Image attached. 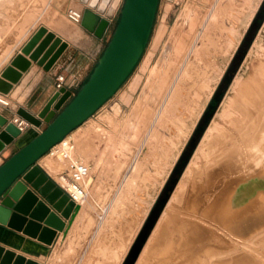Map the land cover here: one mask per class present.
<instances>
[{
  "label": "rangeland",
  "instance_id": "rangeland-1",
  "mask_svg": "<svg viewBox=\"0 0 264 264\" xmlns=\"http://www.w3.org/2000/svg\"><path fill=\"white\" fill-rule=\"evenodd\" d=\"M243 2L245 0H159L148 43L131 75L118 91L87 122L69 134L67 142L70 146L71 158L73 161L86 164L90 169L89 179L88 181L86 180L88 200L84 204L85 210L91 214L89 222L95 220V223L98 224L99 220L103 218L108 209L105 206L118 193L117 189L122 185L124 178L129 177L132 172L131 165L133 164H136V169L139 171L137 175V195L138 200H142L138 206L140 207L138 213L142 212L139 215L144 216L140 217L142 224L140 223L139 226L138 223H134L133 228L127 233L103 234L104 236H100L94 233L95 229H92L89 233L82 234L81 240L76 241L74 252L72 253L74 254L75 260L86 249L92 248V243L99 239L101 241L105 240L104 242H107L110 247L115 249L120 244L123 245L122 248L128 245L120 264H138V259H140L139 257L144 247L148 244L147 242L150 240V236L157 227L159 219L166 212L165 210L167 209V204L171 196H173L176 189L179 187L182 188L181 185H186V181H183V175L188 165L192 162L194 165V163L196 164V162L201 160L210 163V160L212 161L218 157L217 153L212 159L209 157V153L205 150L207 147L203 146V141H205L203 136L206 130L213 129V133L218 134L219 132L222 133L224 128L227 130L231 128L229 121L239 118L238 113L235 111L236 106L233 99L237 86L253 74L255 67L260 62L264 64V19L259 25V21L264 14V0H246L245 3ZM123 3L124 0H97L96 4L92 7L89 2H82L81 0H0V50L4 49L5 45L8 44L10 49H12L11 57L38 28L46 26L47 28L53 29V21L55 22V20L52 19V16L47 17L51 8L56 9L60 15L56 19L61 17L71 28L78 26L71 24L67 20L66 14L68 10H79L82 13L94 11L98 14L97 17L99 20L108 19L110 23L101 37L102 41L97 44L98 52L96 53L93 68L91 69L92 72L113 35ZM101 4H103L102 9H100ZM113 8V12L110 13V10ZM233 8L237 9L234 10ZM6 12L7 14H5ZM232 15L234 20L231 18ZM236 17H238L237 19L240 18V22L237 19L235 21ZM229 26L232 27V30H230ZM233 29H235L233 33L238 35H233ZM231 37L234 39H231ZM177 43L178 47L176 45ZM225 43L228 46H225ZM180 44L183 48L179 46ZM175 48H180V51ZM224 48H226V52ZM175 50L177 51L175 52ZM179 53L180 55H178ZM216 57L217 61H214ZM197 58L199 60L201 58L204 62L206 61V65ZM7 61H9V58ZM7 61L0 65V71L6 65ZM211 64L213 66H210ZM193 65L195 66L194 68ZM190 67H192L191 70L193 73ZM202 67L205 68L203 69ZM187 72L188 75H185ZM198 75H202L203 77ZM182 77L187 78L184 79ZM188 77L193 79H189ZM195 78L196 82L194 81ZM189 80H193V82ZM228 80H230L229 83ZM235 82L239 84L237 85ZM221 93H224L223 97L215 113L209 120L205 131L200 136L197 130L204 124L211 102L217 99ZM142 95L143 98L138 102L141 106L134 111L133 105ZM152 95L154 101L150 102V106L153 111L149 115L147 113L149 109L146 108L145 103L149 102L147 99ZM196 101H198L199 107L201 108L203 106V108L200 109L197 106L198 109L195 107L198 104ZM180 103L183 106H181L182 108L187 106L185 107L186 111L183 109L184 112L187 114L194 112L192 116L197 120L188 137L185 134L180 135V138L174 139V141L178 139L179 142H173L171 145L163 137V135L168 137L169 133L167 129L160 128L158 123L156 126L154 121H158L160 110H162L164 104L168 108L169 106L174 107H171V111L173 112L175 111L172 109H175V106H179V111L175 112V119H177L179 115H182L179 112L184 113L180 107ZM117 104L121 110L116 106ZM188 106L191 107V110ZM116 108L119 109L120 113H117ZM163 111L160 117L161 122L165 121V111ZM198 111L201 112L199 113ZM168 113L170 112L168 111ZM140 114L145 118L149 117L147 118L149 123L147 127H143L138 140H136L138 129H135L133 132L134 122ZM194 119L191 118L189 122H194ZM45 125L47 126V124ZM210 125L211 128L209 129ZM155 126L160 135L158 133L157 135L155 134L153 146L150 149L145 139L149 135V129L151 127L154 129L156 128ZM45 128L43 126L40 132ZM132 132L133 134L130 140L132 142L136 141L130 144L128 140ZM161 135L162 137H160ZM157 136L160 138H157ZM161 139L166 140L165 143ZM161 142L165 144V147L161 146L163 145ZM200 146L203 147L201 148ZM166 147H168L171 153L168 152ZM161 149L163 150L161 151ZM201 152L203 154L199 156ZM47 155L48 153L44 156L46 157L44 160L47 162L48 168L50 167L49 172L58 181L59 175L64 173L68 168V162ZM194 155L198 156L196 157ZM187 158V163L182 168ZM197 158L200 160L198 161ZM226 162L228 161L223 160L217 166L215 165L213 169L219 165H225ZM37 163L40 164V162ZM232 163L235 164L233 161ZM56 165L58 169H54L52 172L51 169ZM101 168L121 170L119 178L115 183L109 179L102 178V182L109 188V192H95L91 189V176ZM56 171L58 174H56ZM225 172H229V169L226 168ZM221 178L223 179L224 176ZM124 193L122 192V194ZM140 195L143 196L141 197ZM104 198H108L105 206L96 207L94 205L95 202L101 201ZM89 201L92 202L90 203L91 206H86ZM90 218L93 220L91 221ZM181 240L186 243V239L183 237ZM67 246V243H64L60 246V251H67ZM207 246H209L207 243L192 241L190 246L188 244L186 253L175 255V258L181 256L187 258V255H191V261L200 249ZM257 248L264 251L262 244L258 245ZM52 252V250L49 251V256L45 260V264L50 263L49 259L51 258ZM120 254L121 251L118 253V256H121ZM186 261L188 262V259ZM76 262H66L64 264H76ZM174 262L177 261L170 262V264ZM166 264H169V262Z\"/></svg>",
  "mask_w": 264,
  "mask_h": 264
},
{
  "label": "bare ground",
  "instance_id": "bare-ground-1",
  "mask_svg": "<svg viewBox=\"0 0 264 264\" xmlns=\"http://www.w3.org/2000/svg\"><path fill=\"white\" fill-rule=\"evenodd\" d=\"M81 1L89 2L90 6L92 7L97 2V0H81ZM102 8H103V4L100 5V9ZM236 9L237 8H235L234 10ZM235 13L237 12L235 11ZM227 15L229 14L227 13ZM231 18L234 20L233 15ZM237 18L238 17L235 18V21ZM239 19H237L238 22H240ZM229 28L230 30H232L231 26H229ZM233 30L234 31H232V33L235 32V29ZM226 31L228 32V30ZM234 34L235 33H233V35ZM235 35H238V34H235ZM231 39H234V38L231 37ZM226 43H225V46L226 45L228 46V44ZM176 45L178 47V43ZM179 46H182V45L180 44ZM218 46L220 45L218 44ZM222 49H219V50H222ZM177 50H175V52ZM225 50L226 48H224V51ZM178 55H180V53ZM200 60L201 62L202 61L204 62V60H202L201 58ZM205 63L206 61L204 62V64ZM210 66H213V65L211 64ZM194 67L195 66L193 65V68ZM191 68L192 67H190V70ZM192 73L191 75H193ZM182 75L184 74L182 73ZM185 75H188V72L185 73ZM198 76L203 77L202 75H198ZM201 77H198V78H201ZM189 79H193V78H189ZM195 80L196 78L194 79V81ZM189 81L193 82V80H189ZM237 82L235 83L237 84ZM236 84L235 86H237L239 83L237 85ZM233 99H234L235 106H236L235 111L238 113L239 118L231 119L229 121L230 127H231L229 128V130L224 128L222 133L219 132L218 134H214L213 129H211L209 130V133H206L208 135L207 136L205 135L206 137L204 136L205 141H203V146L207 147L205 150L206 152L209 153V157L212 159V157H214L216 153L218 157L216 159H213L212 161L210 160V163H207L206 161L203 162V160L199 161L200 159L197 158L199 162H196V164L194 163V165L192 162L190 165H188V168L185 174L183 175V181L184 180L186 181V185L182 181L181 182L185 186H182L181 185L182 183L178 184V185H181L182 188H180L177 185L179 188L176 189L175 193L173 192L174 194L173 196H171L170 201L167 204V209L165 210L166 212H164V215L162 214L163 216L159 219L157 227L155 228L154 232L150 236L151 238L147 242L148 244H146V246L144 247L139 257L140 259H138L139 260L138 264H166L168 262L170 264V262H173L175 260L177 262H174L173 264H264V251L257 248V246L260 244H262L264 247V64L263 63L260 62V64H258L255 67L253 74L250 75L246 80H244L237 86L235 96ZM147 101L153 102L154 101L153 95L151 97H148ZM196 102L198 103V101ZM172 106H173V103H172ZM181 106L182 104L180 103V107ZM197 106L199 107V103L195 107ZM178 107L175 106V109L177 108V110L175 109H172V110H174L175 112H178L179 111ZM189 107L190 106H188V108ZM184 108H182V110ZM188 108L187 110L190 111L191 107L189 108L190 110ZM201 108H203V106ZM116 110H117V113H120L118 108H116ZM175 112H173L174 114H172L174 115V117L173 116L172 117L174 118L175 122L174 123L170 122V123L171 124L173 123L176 125L179 124V126L183 125L185 120L187 121L188 115L190 117L194 113L193 112L192 114L190 113L187 114L183 110L184 113L179 112V114H182V115H179V117H177V119L178 118L179 119L177 120L175 119ZM190 118L194 119V116ZM170 121H173V120H170ZM164 123H166V121H164ZM171 124H170V127L173 125ZM164 125H167V124H164ZM181 127L182 126L175 127L173 125V128L175 130L174 132L181 130L180 129ZM184 127L185 126H183V128ZM186 131L184 130V132ZM169 132H172V131L170 130ZM180 132H183V130H181ZM68 136H66L58 145L53 147L54 150H59L60 152V154L57 155L56 158L59 160L61 159V160L67 161L68 168L70 165L78 164V163L83 164L84 166L88 168V174L82 182V187L85 192V196L80 203L74 204L77 207V210L73 215V219H72L73 221L75 216L79 212V210L80 209L84 210V204L86 200H88L87 199L88 197L87 188L88 187H87L86 180L89 177L90 169L86 164L82 162L73 161V159L70 156V151H69L70 146H69V143L67 142ZM170 136H168L169 140H170ZM160 137H162V135ZM160 137L157 136V138H160ZM163 137H167V136L163 135ZM174 137H179V136L177 135ZM161 140H164V139H161ZM165 141L166 140H164L163 142L165 143ZM177 141L179 142L178 139ZM177 141L175 140L173 142H177ZM164 143H162L163 145L161 146L165 147ZM166 148L168 150V147ZM162 150L163 149H161V151ZM199 150L201 149L199 148ZM199 150L198 152H200ZM168 152L170 151L168 150ZM164 154H165V150H164ZM200 154L202 155L203 153L202 152L199 153V156ZM194 159L196 160V158ZM223 160H226L228 162H226L225 165L223 166L219 165L217 168L213 169L215 165L217 166ZM232 161L235 164H233ZM226 168L229 169V172L227 173L225 172ZM54 169L55 170L58 169L57 165L53 166V169H51L52 172L54 171ZM64 173L59 175L58 177L59 180L56 183L62 185L63 182H65ZM56 174H58L57 171H56ZM222 176H224L223 178L224 180L221 178ZM230 177H233V178H230ZM124 196L122 198H124ZM137 201L140 203L142 200L141 201L137 200ZM90 203L92 202L89 201V203L86 204V206L87 205L91 206ZM139 208L140 207L137 208L138 212H139ZM141 213H138V214H141ZM141 216L139 215L138 217H141ZM140 220L142 224V219L140 218ZM64 231H65V223L63 222V228L60 232H64ZM182 237L186 239V243H184L181 240ZM192 241H197V242L199 241L202 243H207L209 246L203 247L202 249H200L198 253L195 254L193 260L191 261H190L191 255H187V258L183 256L175 258V255H178L180 253L181 254L186 253L185 252L186 248L188 247V244L189 246L191 245ZM187 259H188V262L186 261Z\"/></svg>",
  "mask_w": 264,
  "mask_h": 264
},
{
  "label": "water",
  "instance_id": "water-1",
  "mask_svg": "<svg viewBox=\"0 0 264 264\" xmlns=\"http://www.w3.org/2000/svg\"><path fill=\"white\" fill-rule=\"evenodd\" d=\"M159 0H124L111 39L96 66L81 89L72 95L59 90L47 102L37 118L18 110L26 123L46 128L20 148L0 166V224L24 234L37 237L51 234V228L60 232L62 220L36 193L69 225L77 207L62 190L37 166V162L51 148L58 145L72 131L92 117L125 83L138 64L148 43ZM264 19L259 21V25ZM108 23L92 12H84L81 27L101 38ZM67 44L46 28L40 27L21 48L0 74V94L8 95L12 85L26 72L31 62L48 71L57 61ZM230 80H228L229 83ZM224 93L213 100L207 110L204 124L197 133L201 136L215 113ZM22 133L11 122L0 116V153ZM189 158V157H188ZM184 161L182 168L187 163ZM28 186L33 190V193ZM41 238V236H39ZM42 239V238H41ZM51 243V237L47 244ZM0 264H38L26 261L0 248Z\"/></svg>",
  "mask_w": 264,
  "mask_h": 264
},
{
  "label": "crops",
  "instance_id": "crops-1",
  "mask_svg": "<svg viewBox=\"0 0 264 264\" xmlns=\"http://www.w3.org/2000/svg\"><path fill=\"white\" fill-rule=\"evenodd\" d=\"M110 7L112 8L111 4ZM113 10L114 8L110 10V13H112ZM73 11L81 12L79 10ZM92 13L96 16L98 15L94 11ZM5 14H7V12ZM50 16H52V19L55 20V22L53 21V29L47 28L46 26L44 28H46L48 32H52L56 37L60 38L62 42H65L67 44V47L48 71L43 70V67L37 65V63L31 62L30 67L26 72L22 73L19 81L16 84L12 85V88L8 95L3 96L0 94V104L9 103L8 107H3L2 105H0V116L5 118L7 122H11L13 118L19 117L17 116V111L20 109L26 111L30 115L37 118V115L41 112L47 102L52 98L55 93H57V90L55 88V80L56 77L59 75L64 76L63 89L69 91L72 95H75L77 90L88 79L91 69L93 68L94 59L96 53L98 52L97 44L98 42L102 41V38L96 37L93 33L82 28L81 25L74 24L78 27L71 28L64 22L63 19H61V17L56 19V17L60 16L56 9L51 8L47 17ZM105 21L108 24L110 23L107 20ZM32 35H30V37L25 41V43L31 38ZM25 43L17 51H15V53L11 57L10 54L12 52V49H10V46L8 44L5 45V48L7 49L4 48L0 50V65L5 63L9 58V61H7L6 65L0 71V74L4 70V68H6L10 64L11 60L17 54L20 53V50L25 45ZM4 52L6 53L5 55ZM214 61H217V57L214 59ZM142 98L143 95L134 103V111H136L138 107L141 106V104L139 105L138 102L141 101ZM116 106L120 108L118 104ZM145 106L149 109L147 113L151 115L153 109L150 106V102H146ZM164 106L162 107V110L167 108L166 110H164L165 112H167L164 114L168 118L167 119L164 115L166 123L161 122L160 120L162 113L161 110L159 113L158 121L155 120L154 124L157 126L158 123L160 128H167L168 132L170 130L172 131L169 132L168 136L173 135V138L170 136V141L168 137H165L166 140L168 139L169 142L172 143L174 139L178 138L174 136L187 134L188 137L196 120L192 122V124H190L189 120H191V116L189 117L188 115L187 121L184 119L186 122L184 121V124L180 125L182 126L180 129L183 130V132H180L181 130H178V133L174 132L175 130L173 128V125L175 127L180 126L179 124H173L175 121L173 118L174 116L172 115L173 111H171V107L168 108L166 106L165 108ZM169 110L170 115L168 114ZM147 118L149 117L145 118L140 114L139 117H137V120H135L133 132L135 131V129H138V136L136 140H138L143 127L148 126L149 120H147ZM170 122H173V125ZM163 123L167 125H164ZM170 124L172 125L171 127ZM211 125L209 126V129ZM43 126L46 127L43 122L39 127H35L29 124V126L24 130V132H22L19 137L14 139L11 144L7 145L4 150L0 153V166L12 155H14L20 148H22L24 145L34 139L38 134H40V129ZM183 126H185V129L183 128ZM184 130L187 131L184 132ZM207 131L209 130H206L204 136L208 135L206 134L208 133ZM133 132L129 136L128 141L130 144H133L136 141L135 140L134 142H132L130 140ZM157 133L160 135L159 131L157 130V127L154 129L151 127L149 129V135L145 139L146 144L148 143V148L151 149V146L153 145L154 136L155 134L157 135ZM45 158L46 157L41 158L38 161L40 162V164L37 163V166L47 175V177L51 181L55 183L57 182V180H55V177L50 172V174L48 173L49 168H46L48 166L47 162H45L44 160ZM135 165L136 164L131 165V174L129 175V177L124 178V180L122 181V185L119 187V189H117L118 193L115 195V197L111 198L110 203L108 205L105 206V202L108 198H104L103 200H101L102 202H95L94 205L96 207L105 206L108 208L103 218L100 220L98 218V224H96L95 220L91 218V221H93L89 222V217L91 214L87 212L84 208V210H79L70 226L68 225V222L60 216V214L56 213L51 208V206L47 204V202H45V200H43L36 193V195L39 197V200H42L51 209V212H54L65 223V231L58 232L49 228V231H54L53 236H51V234H41L42 231H40L37 237H34L33 235L24 234L22 231H17L13 228L0 224V248H2L4 251H9L13 253L15 256H21L26 261L31 260L38 264H45V260H47L50 250H52L53 252L52 254L50 253L51 258L49 259V264H64L66 262L75 263L76 260V264H120L123 255L126 253L128 245L122 248L123 245L120 244V246H118V248L116 247L115 249L110 247L107 242H104L105 240L101 241L97 239L95 242H91L93 244L92 248L86 249L84 252H82L83 254L79 258L78 256L76 257V260L73 256L74 254L72 253L74 252L73 250L76 241H80L82 238V234H87L92 229H95V234L104 236L103 234L127 233L130 229L133 228L134 223H138L140 226V217H138V211L136 212V207L139 206V202L137 201L138 172ZM120 172L121 170L118 169H98L97 172L93 173L91 176V189L95 192H109V188H107L106 185L102 182V178L109 179L110 181L115 183L119 178ZM88 179L89 177L87 178V181ZM28 189L33 192L30 186H28ZM122 192L125 193L122 194ZM123 196L124 198H122ZM39 236H41L42 239ZM50 237L51 243L47 244ZM64 243H67L68 250L65 252H61L60 246H62ZM120 251L121 256H118V253Z\"/></svg>",
  "mask_w": 264,
  "mask_h": 264
},
{
  "label": "built area",
  "instance_id": "built-area-1",
  "mask_svg": "<svg viewBox=\"0 0 264 264\" xmlns=\"http://www.w3.org/2000/svg\"><path fill=\"white\" fill-rule=\"evenodd\" d=\"M82 16H83L82 12H77L73 10H68L66 14L67 19L71 23L76 25H81ZM106 20L109 21L108 19ZM55 81H56L55 88L58 92L59 90L63 89L64 76L62 75L57 76ZM0 105H2L3 107H8L9 104H0ZM11 123H13L20 130L21 133L24 132V130L29 126V124L26 123L24 120H22L20 117L13 118ZM59 154H60L59 150H54V148H51L48 152V155L53 157H56ZM87 174H88V168L86 166L80 163L72 164L64 173L65 182H63L62 185L56 182L55 184L68 197L69 201L73 202L74 204H77L80 203L85 196V192L82 187V182L86 178Z\"/></svg>",
  "mask_w": 264,
  "mask_h": 264
},
{
  "label": "trees",
  "instance_id": "trees-1",
  "mask_svg": "<svg viewBox=\"0 0 264 264\" xmlns=\"http://www.w3.org/2000/svg\"><path fill=\"white\" fill-rule=\"evenodd\" d=\"M116 25H117V24H116ZM114 30H115V29H114ZM113 33H114V32H113ZM109 41H110V40H109ZM108 43H109V42H108ZM108 43H107V45H108ZM107 45H106V47H107ZM106 47H105V48H106ZM86 81H87V80H86ZM86 81H85V82H86ZM83 85H84V84H83ZM83 85H82V86H83ZM82 86H81V87H82ZM81 87L77 90V92L81 89ZM77 92H76V93H77Z\"/></svg>",
  "mask_w": 264,
  "mask_h": 264
}]
</instances>
